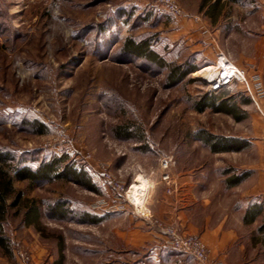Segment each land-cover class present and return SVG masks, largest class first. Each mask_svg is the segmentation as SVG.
Returning a JSON list of instances; mask_svg holds the SVG:
<instances>
[{
    "label": "rangeland",
    "instance_id": "374dc122",
    "mask_svg": "<svg viewBox=\"0 0 264 264\" xmlns=\"http://www.w3.org/2000/svg\"><path fill=\"white\" fill-rule=\"evenodd\" d=\"M175 2L182 16L160 0H0V152L13 158L1 171L22 195L4 224L11 253L0 248V264H25L20 252L29 264H59L61 256L63 264H198L166 244L162 229L191 233L155 216L153 190L159 182L175 191L176 166H208L217 196L222 171L251 159L212 153L196 136L264 138V0ZM129 38L150 39L164 61L198 70L172 85L160 64L124 51ZM224 58L245 72L261 107L245 82L217 94L244 115L241 121L195 109L213 83L196 73L209 66L222 71ZM63 155L87 170L97 192L74 181L14 177L16 165L35 169ZM165 156L172 158L169 182L160 167ZM101 164L124 185L121 200L89 169ZM218 198L211 208L217 218L229 209ZM29 201L41 214L36 226L24 219ZM57 202L67 205L66 219L50 210ZM81 212L102 221L84 223Z\"/></svg>",
    "mask_w": 264,
    "mask_h": 264
},
{
    "label": "crops",
    "instance_id": "0c3cea01",
    "mask_svg": "<svg viewBox=\"0 0 264 264\" xmlns=\"http://www.w3.org/2000/svg\"><path fill=\"white\" fill-rule=\"evenodd\" d=\"M237 138L248 140L249 147L239 152L216 153H245L246 159H251L231 166L237 173H248L246 180L236 187H225L227 176L222 171L221 190L216 195L218 203L224 201L228 210L218 218L211 212L217 197L208 184L213 170L208 166L190 168L184 165L171 169L176 180L174 192L168 193L159 182L156 184L152 208L155 216L165 224L175 225L184 233L200 235L213 262L264 264V138ZM220 167L222 170L223 166ZM225 196H230V200H220ZM256 208L261 214L255 221L247 222L246 210Z\"/></svg>",
    "mask_w": 264,
    "mask_h": 264
},
{
    "label": "trees",
    "instance_id": "16d2710c",
    "mask_svg": "<svg viewBox=\"0 0 264 264\" xmlns=\"http://www.w3.org/2000/svg\"><path fill=\"white\" fill-rule=\"evenodd\" d=\"M219 2L214 4L213 7H218ZM151 40L144 39L136 41L135 39H127L124 42L123 49L127 53L138 59H144L154 65L162 66L168 70L167 78L171 81L172 85H178L186 79L191 73H195L198 70L195 65H175L168 63L161 59L159 55L152 49ZM249 98V97H248ZM250 100L245 103L248 104ZM233 106L228 105V102L221 99L219 95L210 93L206 95L200 102L195 104V109L203 113L209 109L217 113H225L232 116L236 121H241L244 119V115H239L236 108H231ZM39 125V124H38ZM41 127V125H39ZM43 128V127H42ZM123 133L126 135L128 132L125 130ZM196 139L202 143L203 146L207 147L212 153H226V152H239L243 151L249 147L250 143L248 140L232 137V136H222L212 134L206 131L201 132L200 135L196 136ZM13 160L11 155L3 154L0 152V248L5 254L11 253V245L9 238L4 233V224L9 216V212L12 208L21 206L22 195L17 192L14 188L13 178L9 173L1 171L2 166L6 164L9 168L11 165L7 163ZM15 172L14 177L18 181H30V182H52L54 180L61 181H74L81 187L97 192L96 184L93 182L92 177L87 172L86 169L77 168L74 166L70 157L67 155L54 156L52 159L43 160L39 165L33 169L29 166H14ZM223 175L227 176L225 179V187L232 188L240 185L248 173H237L232 167L223 170ZM12 200V201H11ZM25 214L24 219L28 225H38L40 221V211L36 206L34 201L26 202L24 205ZM50 210L54 216L58 219H66L67 214L70 213L67 205L64 202H57L50 207ZM261 214L260 209H248L245 213V220L248 222H253ZM79 218L84 223L97 224L102 221L101 216L97 214H92L90 212H81ZM175 251L184 254L175 249ZM59 264H63V258L59 259Z\"/></svg>",
    "mask_w": 264,
    "mask_h": 264
},
{
    "label": "built area",
    "instance_id": "2783aa9c",
    "mask_svg": "<svg viewBox=\"0 0 264 264\" xmlns=\"http://www.w3.org/2000/svg\"><path fill=\"white\" fill-rule=\"evenodd\" d=\"M161 3L166 7V10L175 16H182L181 8L176 4L175 0H160ZM225 61L229 64L227 68L220 74V78L213 81V84L209 87V92L213 94H220L226 91L229 87L233 86L237 82H245L246 83V94L249 95L251 101L253 100L258 110L261 111V107H259L257 99L255 98L257 93L250 88L246 77L245 72L232 64L228 59L224 58ZM263 92V90H262ZM260 91V93H262ZM160 167L164 171L163 173V181H170L169 170L172 165V158L165 156L160 159ZM91 171L98 173V175L105 180L112 188L114 192V197L117 200H121L126 195V190L123 184L118 182L112 174L109 172L107 166L101 164L98 165L97 168H89ZM93 172V173H94ZM146 219L153 225L155 222L151 220V218ZM162 232L166 234L168 240H166V244L172 249H176L187 256H190L196 260L198 264H224L223 262H213L210 258L209 251L207 249L206 244L197 234H180L175 229H162ZM20 257H22V261L25 264H29V258L23 255L21 252L19 253Z\"/></svg>",
    "mask_w": 264,
    "mask_h": 264
},
{
    "label": "bare ground",
    "instance_id": "6f19581e",
    "mask_svg": "<svg viewBox=\"0 0 264 264\" xmlns=\"http://www.w3.org/2000/svg\"><path fill=\"white\" fill-rule=\"evenodd\" d=\"M221 64H220V66H221V70L222 71H224L226 68H227V66L229 65L226 61H224V60H221ZM219 67V66H218ZM222 71H219V70H216V69H213L212 67H206V68H204V69H202L201 71H199V72H197L196 73V75L198 74H204L206 77V80H210V81H215V79L217 80L218 78H220L221 76H220V74L222 73ZM218 75L219 77H217L216 78V76ZM215 77V78H214ZM213 83H211V85H212Z\"/></svg>",
    "mask_w": 264,
    "mask_h": 264
}]
</instances>
